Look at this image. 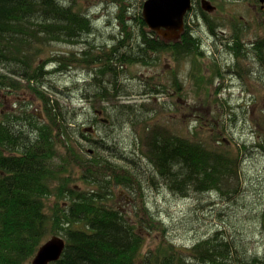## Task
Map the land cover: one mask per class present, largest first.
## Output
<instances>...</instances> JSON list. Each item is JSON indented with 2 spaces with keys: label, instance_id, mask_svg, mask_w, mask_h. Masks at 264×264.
<instances>
[{
  "label": "trees",
  "instance_id": "trees-1",
  "mask_svg": "<svg viewBox=\"0 0 264 264\" xmlns=\"http://www.w3.org/2000/svg\"><path fill=\"white\" fill-rule=\"evenodd\" d=\"M114 1L118 3L116 19L121 34L114 35L111 48L102 56H93L85 48L80 56L70 53L67 62L59 60L60 67L68 63L99 64L93 71L97 85L91 95L94 102L117 99L119 90L112 79L124 73L126 65H155L157 54H168L176 61L191 57L196 72H204L202 39L186 22L180 41L165 42L146 29L142 11L127 18L129 5L125 0ZM196 6L216 44L224 43L212 15H205ZM195 8L192 6L193 14ZM232 26L234 37L225 46L239 57L245 52L242 30ZM94 31L90 17L76 11L73 0H0V93L29 90L43 109L42 119L19 109L18 114H7L0 122V264H30L43 242L52 236L65 242L63 255L53 264H187L182 252L171 244L158 245L154 252L141 256L144 240L139 226L150 228L151 217L136 225V220L113 205L111 193L112 186L141 188L140 179L131 173L135 161H128L133 165L129 173L103 157L92 155L83 160L85 153H77L72 147L69 127L73 123L68 120L67 109L45 93L44 76L49 72L44 54L50 45L89 44ZM251 43L250 52L260 56L264 38ZM195 77L204 89L202 84L207 80ZM174 84L178 92L181 84ZM159 91L166 93L163 86ZM106 110L102 106L93 112L102 117ZM101 121L107 124L109 120ZM144 134L141 154L153 168L151 180L160 179L173 193L184 196L189 189L203 194L224 193L235 187L231 188L238 177L239 152L235 154L222 143L218 134L209 132L208 137L198 140L196 133L187 138L161 127ZM74 171L81 172L78 179L85 188L72 185ZM51 197L56 203L46 212L45 201ZM260 219L264 232V212ZM233 245L217 231L189 248L187 255L197 264H264V259L256 256L244 260L233 257Z\"/></svg>",
  "mask_w": 264,
  "mask_h": 264
},
{
  "label": "rangeland",
  "instance_id": "rangeland-1",
  "mask_svg": "<svg viewBox=\"0 0 264 264\" xmlns=\"http://www.w3.org/2000/svg\"><path fill=\"white\" fill-rule=\"evenodd\" d=\"M144 1L125 0L130 11L126 17L142 11ZM246 1L217 0L213 5L217 6V12L211 13V19L217 24L216 31H225L223 37L232 25L242 30L244 55L231 54L225 46L231 40L228 36L221 38L225 39L224 43L216 44V38L205 28L195 5V14L193 18L189 16L188 26L202 39L204 72H196L191 57L176 61L168 54H157L155 65H126L124 73L110 80L119 90L117 99L94 102L91 98L97 87L93 71L99 64L59 66V60L67 62L70 53L80 56L86 48L91 55L102 56L111 48L114 35L121 34L116 19L118 3L114 0H73L75 10L88 15L94 23L89 44L56 42L44 54L49 72L44 76L45 93L67 109L68 120L73 123L69 127L73 149L85 153L83 160L95 155L127 171H132L130 159L136 163L131 173L140 179L141 188L112 186L111 193L113 205L136 220V225L151 217L150 228L139 226L144 240L141 256L154 252L158 245L171 244L182 252L187 264H197L189 259L187 250L219 231L227 242L234 244L233 257L264 259L260 221L264 212V50L260 56L250 52L251 42L264 38V29L258 24L262 18L254 17L246 8ZM246 23L251 25L248 30L244 29ZM55 68L60 70L53 71ZM199 76L207 80L202 84L204 89L194 80ZM176 81L181 84L178 92L173 89ZM157 82L160 83L154 86ZM162 86L167 94L159 91ZM102 106L107 109L105 114L96 116L93 111ZM120 106L131 108L126 110ZM19 109L42 119V106L29 90L13 95L0 93V122H4L7 114H18ZM101 118L109 120L108 123L104 124ZM160 127L187 138L196 133L198 140L208 137L209 132L218 134L222 143L235 154L239 152L238 177L231 188L235 187L224 193L205 194L189 189L181 196L170 191L160 179L151 180L153 168L141 154L145 148L141 138L145 139L144 131ZM73 174L72 185L85 188L78 179L81 172ZM45 202L46 212L56 203L52 197Z\"/></svg>",
  "mask_w": 264,
  "mask_h": 264
},
{
  "label": "water",
  "instance_id": "water-1",
  "mask_svg": "<svg viewBox=\"0 0 264 264\" xmlns=\"http://www.w3.org/2000/svg\"><path fill=\"white\" fill-rule=\"evenodd\" d=\"M259 1L264 3V0ZM200 7L209 14L216 10L207 0H202ZM191 9V0H146L141 8V18L148 31L162 40L175 41L182 33L184 17ZM64 248V240L52 236L43 242L30 264H53L61 258Z\"/></svg>",
  "mask_w": 264,
  "mask_h": 264
},
{
  "label": "flooded vegetation",
  "instance_id": "flooded-vegetation-1",
  "mask_svg": "<svg viewBox=\"0 0 264 264\" xmlns=\"http://www.w3.org/2000/svg\"><path fill=\"white\" fill-rule=\"evenodd\" d=\"M201 1L202 0H191V8H192V6H195V5H198L199 7H200V3H201ZM212 6L213 5H215L216 4V1L217 0H207ZM218 1H221V2H229V1H231V0H218ZM241 1H246V0H241ZM254 1H256L257 2V4L258 5H256V4H252L251 3V1L250 0H247L246 1V3H245V5H246V8H248V9H250L252 12H253V15H254V17L256 18V19H261L262 18V22L261 23H258L259 25H261V26H263V29H264V3L263 4H260V1L259 0H254ZM257 6H259V8H257ZM215 8H216V10H215V12H217V6H214ZM201 10H202V8H201ZM203 11V10H202ZM204 14H205V12H203ZM216 14V13H215ZM190 15H192V18H193V13H192V9L185 15V19H184V22H183V31H182V33L181 34H179V37L175 40V41H168V40H166V41H168V42H171V43H176V42H178V41H180L181 40V37L184 35V33H185V22L187 23V25H189V21H190V19L191 18H189V16ZM212 15V14H211ZM260 16V17H259ZM187 20V21H186ZM193 22V21H192ZM258 22H260L259 20H258ZM244 24V23H243ZM246 27H245V29H247L248 30V28H250L251 27V25L249 24V23H246ZM219 34H220V36L221 37H223V35H225V31H220L219 32ZM231 34H233V30H232V28H230L229 30H228V37L230 38V39H232L234 36H232ZM157 36V35H156ZM227 36H224L225 37V39L226 38H228ZM158 37V36H157ZM223 37V38H224ZM159 38V37H158ZM159 39H161V38H159ZM225 39H224V41H225ZM162 40V39H161ZM163 41H165V40H163ZM165 41V42H166ZM252 44V43H251ZM97 111H99L98 109L97 110H95L94 112H97Z\"/></svg>",
  "mask_w": 264,
  "mask_h": 264
}]
</instances>
